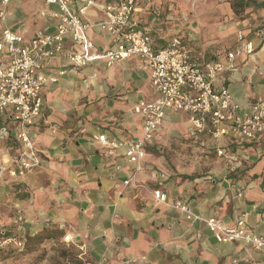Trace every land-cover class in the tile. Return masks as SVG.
<instances>
[{
  "label": "crops",
  "instance_id": "obj_1",
  "mask_svg": "<svg viewBox=\"0 0 264 264\" xmlns=\"http://www.w3.org/2000/svg\"><path fill=\"white\" fill-rule=\"evenodd\" d=\"M89 1L88 36L104 52L113 40L96 25L104 20L102 6L117 0ZM136 1V19L157 46L181 38L200 63L226 62L242 32L254 55L237 56L236 71L218 75L215 84L244 109L264 99V0ZM57 10L45 0H11L0 42L5 27L26 43L54 32ZM71 49L80 46L67 38L64 50L47 61L46 73L57 81L43 89L42 111L29 129L40 164L24 178L9 174L22 151L17 124L10 110L0 116V240H30L6 247L0 264H58L53 256L61 244L74 248L79 264H264V252L242 241L218 242L204 221L216 218L230 227L245 215L251 231L264 237V135L214 141L198 134L187 114L168 111L127 185L134 167L125 151L111 154L95 137L130 142L142 136L143 118L134 107L157 97L150 71L138 58L76 68L67 58ZM8 64L6 57L0 66ZM155 189L199 218L159 203ZM47 232L52 237L40 239Z\"/></svg>",
  "mask_w": 264,
  "mask_h": 264
},
{
  "label": "built area",
  "instance_id": "obj_2",
  "mask_svg": "<svg viewBox=\"0 0 264 264\" xmlns=\"http://www.w3.org/2000/svg\"><path fill=\"white\" fill-rule=\"evenodd\" d=\"M56 5L53 14L57 19L54 32L45 31L29 42L21 35L5 27L0 42V63L7 57L9 64L0 66V116L7 110L17 124V140L22 146L16 166L9 171L12 178H24L40 164L29 129L43 108V89L56 82L46 73L47 61L55 53L64 50L67 38H71L80 49L67 52L70 64L86 68L104 60L107 67L129 59L138 58L143 67L150 71V82L157 97L151 101H140L134 107L143 118L142 136L134 141L124 142L108 139L106 135L95 137L110 153L123 149L131 166L129 184L136 179L146 156L148 145L154 140L168 111L188 115L192 127L198 134H207L214 141L230 137L240 143L255 141L264 135V99L244 109L227 87L218 88L216 78L225 72H234L237 56L255 53L254 43L248 41L242 32L238 33V45L227 54V61H195L188 45L181 38H173L165 46H157L152 35L136 19L139 6L136 0H117L102 6L104 20L96 26L112 37L113 47L100 52L89 38L90 24L84 21V12L93 1L77 0L85 5L78 7L75 0H45ZM11 0H2L0 20L5 21L7 7ZM65 72H60L64 74ZM223 156L224 151L218 150ZM154 198L162 204L179 209L189 218H199L187 205L172 200L161 189L153 190ZM245 215L233 226H225L216 218L205 219V223L220 243L242 241L264 252V237L251 231ZM25 239L6 236L0 240V252L6 247H23ZM70 264V263H68Z\"/></svg>",
  "mask_w": 264,
  "mask_h": 264
},
{
  "label": "rangeland",
  "instance_id": "obj_3",
  "mask_svg": "<svg viewBox=\"0 0 264 264\" xmlns=\"http://www.w3.org/2000/svg\"><path fill=\"white\" fill-rule=\"evenodd\" d=\"M58 250H59L58 255L55 254V256H53V258L58 257V264H68L67 258L72 256L73 254L76 255V251L74 250V248L71 245L66 246V244H61ZM43 254L45 256L46 253L43 252ZM51 257L52 256H49V259H51ZM70 264H72V263H70Z\"/></svg>",
  "mask_w": 264,
  "mask_h": 264
},
{
  "label": "trees",
  "instance_id": "obj_4",
  "mask_svg": "<svg viewBox=\"0 0 264 264\" xmlns=\"http://www.w3.org/2000/svg\"><path fill=\"white\" fill-rule=\"evenodd\" d=\"M242 2H243V1H237V2H236L237 7L242 6ZM46 234H47V235H44V236L41 237L40 239H46V238H51V237H52V235H50V233L47 232ZM60 236H62L61 233H60ZM27 242H28V244H29L30 240H28ZM66 255H67V254H66ZM67 256H68V255H67ZM67 262H68V263H72V264H79L78 258H77V256L74 255V254H73L72 256H70V257L67 258Z\"/></svg>",
  "mask_w": 264,
  "mask_h": 264
}]
</instances>
